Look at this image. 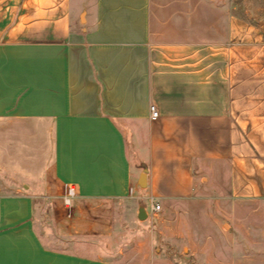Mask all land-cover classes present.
I'll return each instance as SVG.
<instances>
[{"label": "crops", "instance_id": "obj_1", "mask_svg": "<svg viewBox=\"0 0 264 264\" xmlns=\"http://www.w3.org/2000/svg\"><path fill=\"white\" fill-rule=\"evenodd\" d=\"M234 201H264L263 23L210 0H0V264L158 263Z\"/></svg>", "mask_w": 264, "mask_h": 264}, {"label": "rangeland", "instance_id": "obj_2", "mask_svg": "<svg viewBox=\"0 0 264 264\" xmlns=\"http://www.w3.org/2000/svg\"><path fill=\"white\" fill-rule=\"evenodd\" d=\"M210 1L226 5L235 17L256 25L264 24V0ZM142 186L139 185L140 188ZM151 202L142 199L139 206L149 208ZM217 207L222 212L232 213L217 215V230L208 241L210 244L207 242V246H203L198 240H186L184 245H179L176 238L170 239L168 246L153 247L154 260H161L154 264H264V201L220 202ZM57 210L59 213L60 209ZM160 212L158 218L164 209ZM179 217L184 220L186 216ZM156 219L150 221L153 226Z\"/></svg>", "mask_w": 264, "mask_h": 264}, {"label": "built area", "instance_id": "obj_3", "mask_svg": "<svg viewBox=\"0 0 264 264\" xmlns=\"http://www.w3.org/2000/svg\"><path fill=\"white\" fill-rule=\"evenodd\" d=\"M151 116L152 118H158L159 117V111L155 106H151ZM66 204H69V200H66ZM162 207L158 202H153L152 204V215H155L161 211Z\"/></svg>", "mask_w": 264, "mask_h": 264}, {"label": "water", "instance_id": "obj_4", "mask_svg": "<svg viewBox=\"0 0 264 264\" xmlns=\"http://www.w3.org/2000/svg\"><path fill=\"white\" fill-rule=\"evenodd\" d=\"M140 214H141V217L140 218H143L145 216V210L144 209H141Z\"/></svg>", "mask_w": 264, "mask_h": 264}]
</instances>
